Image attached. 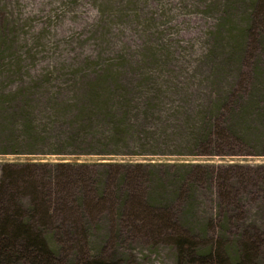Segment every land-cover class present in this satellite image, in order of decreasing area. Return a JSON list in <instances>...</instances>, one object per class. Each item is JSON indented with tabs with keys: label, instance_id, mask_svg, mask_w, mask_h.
Masks as SVG:
<instances>
[{
	"label": "trees",
	"instance_id": "1",
	"mask_svg": "<svg viewBox=\"0 0 264 264\" xmlns=\"http://www.w3.org/2000/svg\"><path fill=\"white\" fill-rule=\"evenodd\" d=\"M237 2L242 6L239 14H234ZM217 5L213 1V10L226 11L230 17L216 21L207 30L208 35L193 41L190 48L175 47L174 41L162 36L163 31L154 33V41L141 51V59L128 57L124 52L117 58L101 54L86 58L77 65L76 71L84 76L81 81L63 85L61 81L54 82L60 75L51 79L52 74L47 73L31 84L8 88L0 85L2 110L13 102L19 105L18 117L9 121L10 125L17 124L14 131L19 142L33 145L50 138L45 153L101 156L83 161L25 160L1 164L0 264H119L102 257L62 259L50 245L64 234H79L84 239L81 219L87 221L102 212L112 221L119 220L120 226L171 243L175 264H257L260 247L256 241L242 236L239 241L230 240L226 229L215 234L220 208L227 212V207L238 206L239 199L234 195L245 181L241 182V177L253 166L114 157L152 154L171 147L194 155L242 152L219 145L222 139L238 137L243 124L233 116L228 124L221 118V108L230 104L227 95L233 89L232 82H225L216 98L195 102L191 97L199 90L197 86L210 82L209 79L227 81L239 73L245 48L254 36V22L264 13V0H222ZM255 14L253 22L251 15ZM151 24L155 25L152 20L144 21L147 28ZM209 60L217 62L210 76L197 82L170 81L181 77L177 72L182 70L196 75L199 64ZM127 62L131 70L125 68ZM146 62L152 63L153 68L145 66ZM91 64L105 66L90 75ZM153 70L160 76L163 72L174 76L159 81ZM133 71L138 72V77L131 75ZM48 82L53 84L46 85ZM257 88L262 89L263 85L257 83ZM38 93L46 94L44 102L30 97ZM258 100L253 93L245 101L246 107L255 106ZM41 105L44 114L38 108ZM233 107L231 103L230 108ZM35 111L44 115L40 116L42 121ZM8 119L6 116L3 121L7 123ZM57 122L64 126L56 130ZM16 150L10 153H18ZM206 190L217 200V212L207 208ZM179 202L181 210L176 211L174 205ZM232 243L237 247L231 249Z\"/></svg>",
	"mask_w": 264,
	"mask_h": 264
},
{
	"label": "rangeland",
	"instance_id": "2",
	"mask_svg": "<svg viewBox=\"0 0 264 264\" xmlns=\"http://www.w3.org/2000/svg\"><path fill=\"white\" fill-rule=\"evenodd\" d=\"M213 1H217L219 5L222 0H0V85L8 88L31 84L47 73L52 74L51 79L60 75L61 78L54 82L61 81L63 85L81 81L79 79L83 73L76 71L77 65L83 64L86 58L93 59L97 54L117 58L124 52L128 57L141 59L144 57L141 51L146 46H151L154 33L156 35L163 31L162 36L174 41L175 47L190 48L188 46L193 41L208 35L207 30L216 21L230 17L226 11L220 13L213 10ZM210 4L211 8H207ZM241 6V2L234 6L233 13L239 14ZM251 17L254 22L257 15ZM146 19L152 20L155 25L151 24L147 28L144 25ZM231 19L235 20V17L232 15ZM254 25V36L250 37V44L245 48L239 73L227 81L222 80L223 78L216 79L215 82L209 79L212 85L210 82H204L201 86L196 84L199 90L191 97L195 102L203 101L204 98H216L222 85L232 82L233 89L227 95V103H234V109L230 108V104L221 108L224 114L221 118H224L226 124L233 117L243 124L238 137L222 139L219 145L224 149L232 147L242 152L194 155L187 151L178 152L171 147L152 154H124L114 157L151 162L178 160L213 165L237 163L253 166L240 179L245 181L239 184V191L234 195L239 199L238 206L227 207V212L220 208V217L216 216L218 218L215 221V234L226 229L230 240L239 241L241 236L245 239L250 237L260 247L256 263L264 264V13L258 16ZM18 60L20 64H17ZM215 63L217 64L212 60L201 62L196 75L191 70L178 71L181 77H177L175 81L170 80L173 74L163 72V76H160L155 70L153 72L157 73L155 79L159 81L170 80L177 83L191 79L197 82L211 75ZM130 65L127 62L125 68L131 70ZM104 66L91 64L88 71L90 75H95ZM145 66L153 68L154 65L146 62ZM173 66L179 64L174 63ZM126 75L124 78L128 77ZM131 75L138 77V72L133 71ZM257 83H261L263 88L258 90ZM51 84L53 83H46ZM205 88L211 94L209 91L205 93ZM253 93L259 98L258 104L246 107L245 101ZM45 96L46 94L38 93L30 97L34 101L39 99L44 102ZM38 108L43 113L42 105ZM18 109L17 102H13L6 110H2L0 106V166L6 161H83L101 157L45 153L49 150L50 138L33 145L19 142L17 132L14 131L17 124H9V121L18 117ZM40 111H35L37 118L44 116ZM6 116H9L7 123L3 121ZM62 126L64 125H59V122L54 124L56 130ZM15 145L18 146L15 148ZM12 149H18V153H10ZM205 196L207 208L217 212L219 207L212 193L206 190ZM174 209L181 210L180 202L174 205ZM98 215L100 216L87 221L81 219L85 225L84 239L79 234H64L63 237L55 238L57 243H50L60 258L102 257L117 260L119 264H175V249L171 243L163 241L161 237H151L120 226L119 220L112 221L105 212ZM223 223L225 225L222 226ZM230 247L233 249L237 245L232 243Z\"/></svg>",
	"mask_w": 264,
	"mask_h": 264
}]
</instances>
